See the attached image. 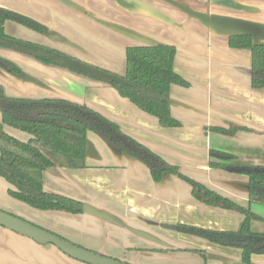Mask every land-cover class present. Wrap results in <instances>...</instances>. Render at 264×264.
<instances>
[{"label": "crops", "instance_id": "crops-1", "mask_svg": "<svg viewBox=\"0 0 264 264\" xmlns=\"http://www.w3.org/2000/svg\"><path fill=\"white\" fill-rule=\"evenodd\" d=\"M0 6L48 28L41 33L9 20V36L121 76L129 46L174 45V69L189 81L188 86L174 84L170 90L178 126H162L157 117L101 80L11 48H0V54L21 72L0 66V85L11 98L93 110L182 174L250 207L261 217L251 221V229L264 233V204L250 202V178L235 169L264 166V89L252 86L251 50L229 44L234 34H250L264 43V0H0ZM32 113L37 111L28 116ZM4 129L24 142L32 137L9 125ZM118 136L109 134L107 141L89 129L87 166L48 169L43 179L47 191L106 212L119 223L86 212L34 209L10 195L11 185L2 176L0 208L130 264H248L242 242L206 236L238 233L243 213L201 201L178 174L165 172L154 180L144 162L114 145L122 140ZM219 152L235 159L217 156ZM0 264L88 263L0 225ZM250 264H264V253L254 252Z\"/></svg>", "mask_w": 264, "mask_h": 264}, {"label": "trees", "instance_id": "trees-1", "mask_svg": "<svg viewBox=\"0 0 264 264\" xmlns=\"http://www.w3.org/2000/svg\"><path fill=\"white\" fill-rule=\"evenodd\" d=\"M9 20L21 23L41 33H47L48 31L47 26L38 20L0 6V48H10L2 42L4 39L13 38L5 31V24ZM229 44L232 48H247L251 50L252 86L264 89V43L255 42L250 34H234L230 36ZM49 49L70 57L58 50ZM176 52V47L171 44L129 46L126 50V71L122 77L133 83L134 87L104 81L90 75L86 76L101 80L115 87L122 96L129 98L140 109L157 117L162 126H178L180 121L172 115L170 90L174 84L188 86L189 81L174 69ZM37 58L47 63L62 66L50 59ZM0 66L11 73L21 72V68L18 65L1 54ZM105 71L109 72L108 70ZM17 101L38 104L44 102V100L8 97L4 87L0 85V111L2 112L0 138L7 144L16 146L24 152V155H20L6 148H0V176L10 183V195L28 206L42 211L83 213L84 203L47 191L44 187L43 173L56 167L75 169L86 167L88 130L97 131L107 141H110L109 134L86 120L63 112L45 110L32 113L29 117H24L16 110L6 106L8 102ZM81 108L108 123L105 118L93 110L84 106ZM5 125L26 131L32 134V137L26 142L21 141L8 134L4 129ZM110 126L122 137V140L114 142V145L119 150L128 152L144 162L150 169L154 180L159 181L165 172L178 174L192 185L194 195L201 201L212 206L239 211L245 215V219L238 230L239 234L248 237L246 241L240 244L244 250V261L250 264L251 256L254 252L264 253V233L254 232L251 229V221L261 217L255 214L250 207L242 206L187 177L180 172L177 166L167 163L146 146L125 135L117 126L112 124ZM219 129L226 133H233L231 128ZM211 155L214 156L216 154L212 151ZM217 156L225 157L227 160L235 159L234 155L228 153L219 152ZM214 165L216 164L214 163ZM235 169H240V171L247 173L250 178V202L264 204V166L242 165ZM61 237L66 239L63 236Z\"/></svg>", "mask_w": 264, "mask_h": 264}, {"label": "water", "instance_id": "water-1", "mask_svg": "<svg viewBox=\"0 0 264 264\" xmlns=\"http://www.w3.org/2000/svg\"><path fill=\"white\" fill-rule=\"evenodd\" d=\"M3 43L8 45L11 49L17 50L19 52L32 55L35 57H41L53 60L60 65L75 70L79 73L90 75L96 78H99L104 81L116 82L126 86L134 87L133 83L129 80L123 78L119 74L113 72H107L102 68L90 65L81 60L74 59L65 55H62L58 52L52 51L48 47L40 46L30 42L22 41L16 38H7L2 40ZM173 103V100H170ZM6 106L10 109L20 111L22 116L29 117L28 113L30 112H40L47 109L52 111H58L66 113L70 116L86 120L92 123L95 127L104 130L109 133L111 138H120L118 134L115 133L112 126L104 122L102 119L98 118L96 115L84 111L80 106L72 103H48V104H21L17 102H8ZM0 148H6L11 152L24 155V152L16 146L7 144L0 138ZM87 151H88V142H87ZM84 212L99 216L113 223H119L108 213L97 210L89 205H84ZM0 225L4 226L12 231L20 233L24 236L30 237L35 241L41 244H53L59 248L62 252L68 254L69 256L78 259L80 261L86 262L88 264H130L128 262L106 256L104 254L95 252L83 246L77 245L73 242H70L56 233H53L37 224H34L16 214L8 212L0 208ZM130 230L135 232L140 236L146 238H152L149 234L142 230H138L130 227ZM214 240H219L220 242L228 243L230 240L243 242L248 239L247 236L241 235L239 233L235 234H223L216 232H208L207 235Z\"/></svg>", "mask_w": 264, "mask_h": 264}]
</instances>
